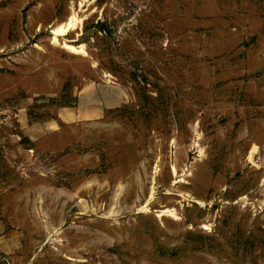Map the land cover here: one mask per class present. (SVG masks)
Masks as SVG:
<instances>
[{
  "label": "rangeland",
  "instance_id": "374dc122",
  "mask_svg": "<svg viewBox=\"0 0 264 264\" xmlns=\"http://www.w3.org/2000/svg\"><path fill=\"white\" fill-rule=\"evenodd\" d=\"M0 264H264V0H0Z\"/></svg>",
  "mask_w": 264,
  "mask_h": 264
},
{
  "label": "bare ground",
  "instance_id": "6f19581e",
  "mask_svg": "<svg viewBox=\"0 0 264 264\" xmlns=\"http://www.w3.org/2000/svg\"><path fill=\"white\" fill-rule=\"evenodd\" d=\"M80 22H81V20H80ZM80 22H79V24H80ZM76 23H77V18L75 16H72L64 26H59V27L53 28L52 29L53 40L54 41L57 40L58 36L65 35L67 32L74 29ZM82 47H76L73 45L65 44V48H67L69 51H71L73 53H77V54L84 52L83 51L84 48H82Z\"/></svg>",
  "mask_w": 264,
  "mask_h": 264
}]
</instances>
